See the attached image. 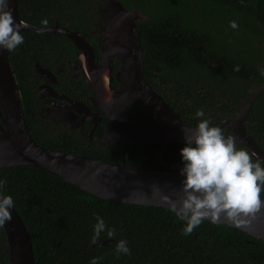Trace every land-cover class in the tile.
I'll return each mask as SVG.
<instances>
[{
    "label": "trees",
    "instance_id": "1",
    "mask_svg": "<svg viewBox=\"0 0 264 264\" xmlns=\"http://www.w3.org/2000/svg\"><path fill=\"white\" fill-rule=\"evenodd\" d=\"M105 1L17 0L18 17L39 27L57 23L82 32ZM115 1L127 9L136 8L146 18L136 23L143 80L183 122L195 127L194 113L202 107L211 123L229 135L221 119L240 112L241 104L251 98L248 89L252 85L264 84L260 74L264 69V0ZM44 18L47 26L40 23ZM231 20L237 21V29L229 26ZM21 34L24 43L8 55L26 126L37 144L126 168L170 170L172 165H181L183 143L110 147L95 142L102 138V126L96 128L91 141L68 132L59 136L41 133L34 65L63 52L69 58L74 47L62 33ZM237 65L239 71L234 70ZM150 119L142 104L126 110L130 128ZM244 125L264 153V93L253 102ZM0 177L6 179L4 193L12 195L13 207L29 231L37 264H89L91 257H100L98 264H264V240L233 227L204 220L184 235V222L170 209L99 199L30 166L0 168ZM96 214L116 230L111 239L101 233L98 240L106 241V246H90ZM120 239L128 241L131 255L117 257L115 244ZM0 264H10L2 226Z\"/></svg>",
    "mask_w": 264,
    "mask_h": 264
},
{
    "label": "water",
    "instance_id": "2",
    "mask_svg": "<svg viewBox=\"0 0 264 264\" xmlns=\"http://www.w3.org/2000/svg\"><path fill=\"white\" fill-rule=\"evenodd\" d=\"M9 7L16 23L23 22L21 32L62 33L80 51V66L83 76L89 83L93 97L91 104L101 110L94 114L81 103L68 100L69 109H58L59 120L67 123L78 122L84 118L94 124L105 118L102 144L121 147L141 144L153 147L162 144L183 143V132L194 127L183 122L153 88L143 80L142 50L137 33L136 22L145 20L137 11H126L117 1H113L106 12L105 30L111 32L112 46L100 54L98 66L93 63L90 45L77 31L55 24L52 27H39L22 21L18 17L17 0H11ZM119 37V40L116 38ZM110 56L117 57L119 69L111 75ZM87 59V60H86ZM118 83L111 86L112 80ZM264 92V84L254 85L250 90L251 98L241 104L240 112L222 125L231 129L237 145L254 152L264 160V153L257 143L246 133L244 119L254 100ZM135 104L147 107L151 116L145 125L130 128L126 121V110ZM76 111L80 115L73 114ZM0 168L12 166H30L46 171L51 175L77 187L99 199L119 203L145 205L169 209L162 197L168 196L177 201L183 195L179 175L181 165H172L170 170L136 169L113 165L98 159L74 153L59 152L37 144L30 136L22 107L20 93L10 63L8 51L0 48ZM12 219L2 227L6 235L10 264H37L32 250L29 231L24 226L17 211L10 209ZM207 220V219H206ZM210 221V220H207ZM243 231L264 240V208L249 218V222L240 226L221 217L217 222ZM106 241L92 242L90 246H106Z\"/></svg>",
    "mask_w": 264,
    "mask_h": 264
},
{
    "label": "clouds",
    "instance_id": "3",
    "mask_svg": "<svg viewBox=\"0 0 264 264\" xmlns=\"http://www.w3.org/2000/svg\"><path fill=\"white\" fill-rule=\"evenodd\" d=\"M10 3L11 0H0V48L9 52L24 43L23 22L14 21ZM40 23L47 26L48 20L44 18ZM229 26L239 27L236 20L229 21ZM234 70L239 71V66ZM260 74L264 76V69ZM194 117L197 118L196 126L183 132L184 145L179 149L182 166L178 172L183 177L179 206L168 196L162 199L177 219L184 222V235L191 234L206 219L215 223L224 217L236 226L246 224L264 208L261 198L264 160L246 147H238L235 137L212 124L202 107L196 109ZM6 183V179L0 177V226L11 221L10 209L14 206L12 195L4 193ZM92 227V242H96L102 232L109 239L115 236L116 230L98 214ZM115 253L117 257L131 255L126 239L116 242ZM100 259L91 257L89 264H98Z\"/></svg>",
    "mask_w": 264,
    "mask_h": 264
},
{
    "label": "flooded vegetation",
    "instance_id": "4",
    "mask_svg": "<svg viewBox=\"0 0 264 264\" xmlns=\"http://www.w3.org/2000/svg\"><path fill=\"white\" fill-rule=\"evenodd\" d=\"M113 1L115 0H106L94 10L92 18L90 17L89 19L90 23L85 26V31L80 32L78 30H73L77 31L83 37L85 42L90 45L91 53L93 55V63L88 60V62H86L88 67L95 64L98 66L100 54L102 52H107V49L113 44L112 40L114 39L111 37V32L106 31L104 28L107 24L106 12H109ZM121 6L128 12L137 11L136 8L127 9L122 4ZM116 39L119 40V37ZM73 47L74 50L69 55V58L67 53L63 52L50 61H45L43 64L35 63L34 65V90L38 97L36 109L39 119L37 121L40 124L38 130L41 133L47 132L55 134L56 136L63 134L62 132H68L74 137L78 136L80 139L87 137V139L91 141L93 140V135L95 134L97 127L102 126L104 129L105 118H100L95 124L88 120V118H84L78 122L71 121L70 123L57 119V117H60V113L56 110L70 108V106H67L68 100H71L73 103L78 102L86 105L94 114L101 113V110L91 104V98L93 97L92 89L89 83L85 81L88 77L86 75L83 76V70H79L84 62L79 58L80 51L74 45ZM109 60V64L112 67L111 75L114 78L120 64L115 56H110ZM111 86L113 88L118 87V83L115 79L112 80ZM253 86L254 85H252V87ZM252 87L248 89L250 97L251 94L249 92ZM73 114L80 115L75 110L73 111ZM223 121H225V119H221V123H223ZM1 125L2 123L0 120V126ZM222 126L224 127V125ZM226 128L230 135L231 129L228 127ZM101 139H96L95 142L101 143Z\"/></svg>",
    "mask_w": 264,
    "mask_h": 264
}]
</instances>
